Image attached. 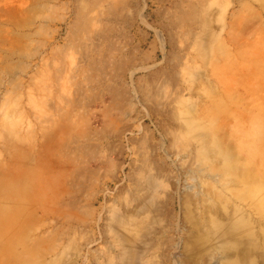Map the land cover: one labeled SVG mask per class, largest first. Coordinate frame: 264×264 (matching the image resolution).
Wrapping results in <instances>:
<instances>
[{
    "label": "rangeland",
    "instance_id": "374dc122",
    "mask_svg": "<svg viewBox=\"0 0 264 264\" xmlns=\"http://www.w3.org/2000/svg\"><path fill=\"white\" fill-rule=\"evenodd\" d=\"M0 264H264V0H0Z\"/></svg>",
    "mask_w": 264,
    "mask_h": 264
}]
</instances>
